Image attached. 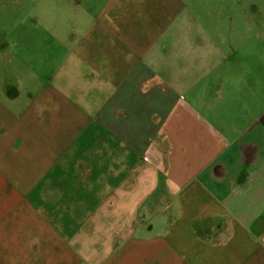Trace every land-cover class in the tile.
I'll return each mask as SVG.
<instances>
[{"label":"crops","instance_id":"0c3cea01","mask_svg":"<svg viewBox=\"0 0 264 264\" xmlns=\"http://www.w3.org/2000/svg\"><path fill=\"white\" fill-rule=\"evenodd\" d=\"M235 5L87 0L31 81L0 46V264H264V36Z\"/></svg>","mask_w":264,"mask_h":264},{"label":"rangeland","instance_id":"374dc122","mask_svg":"<svg viewBox=\"0 0 264 264\" xmlns=\"http://www.w3.org/2000/svg\"><path fill=\"white\" fill-rule=\"evenodd\" d=\"M235 1L236 35L264 36V0ZM196 11L198 19L211 17L206 5L197 6ZM247 16L245 26L243 17ZM85 27L87 0H0V46L11 54L13 68L21 67L29 81L32 74L51 76L58 64L57 55L64 53ZM21 44L22 54H18Z\"/></svg>","mask_w":264,"mask_h":264}]
</instances>
